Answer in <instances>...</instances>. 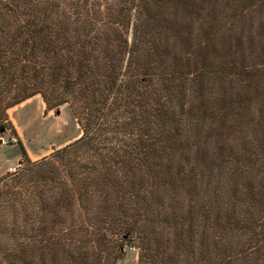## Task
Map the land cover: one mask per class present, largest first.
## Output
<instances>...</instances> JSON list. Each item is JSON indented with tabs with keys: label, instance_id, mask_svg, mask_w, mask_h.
Returning <instances> with one entry per match:
<instances>
[{
	"label": "trees",
	"instance_id": "obj_1",
	"mask_svg": "<svg viewBox=\"0 0 264 264\" xmlns=\"http://www.w3.org/2000/svg\"><path fill=\"white\" fill-rule=\"evenodd\" d=\"M38 95L81 136L18 144L0 264H264V0H0V136Z\"/></svg>",
	"mask_w": 264,
	"mask_h": 264
},
{
	"label": "rangeland",
	"instance_id": "obj_2",
	"mask_svg": "<svg viewBox=\"0 0 264 264\" xmlns=\"http://www.w3.org/2000/svg\"><path fill=\"white\" fill-rule=\"evenodd\" d=\"M73 114L68 105L48 111L39 95L8 111L7 128L0 136V178L19 167L20 143L31 161H40L75 142L82 128ZM137 259L138 251L128 247L118 264H137Z\"/></svg>",
	"mask_w": 264,
	"mask_h": 264
},
{
	"label": "built area",
	"instance_id": "obj_3",
	"mask_svg": "<svg viewBox=\"0 0 264 264\" xmlns=\"http://www.w3.org/2000/svg\"><path fill=\"white\" fill-rule=\"evenodd\" d=\"M15 171H16V169H15ZM15 171H14V172H15Z\"/></svg>",
	"mask_w": 264,
	"mask_h": 264
}]
</instances>
